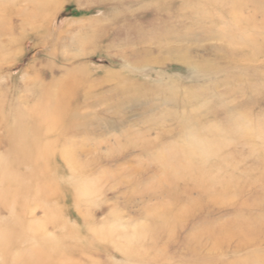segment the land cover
Here are the masks:
<instances>
[{"label":"rangeland","instance_id":"374dc122","mask_svg":"<svg viewBox=\"0 0 264 264\" xmlns=\"http://www.w3.org/2000/svg\"><path fill=\"white\" fill-rule=\"evenodd\" d=\"M0 264H264V0H0Z\"/></svg>","mask_w":264,"mask_h":264},{"label":"bare ground","instance_id":"6f19581e","mask_svg":"<svg viewBox=\"0 0 264 264\" xmlns=\"http://www.w3.org/2000/svg\"><path fill=\"white\" fill-rule=\"evenodd\" d=\"M78 84L80 85V81H79V83H78V82L75 83V81H73V82H72V87H74V86H78ZM69 86H70V85H69Z\"/></svg>","mask_w":264,"mask_h":264}]
</instances>
